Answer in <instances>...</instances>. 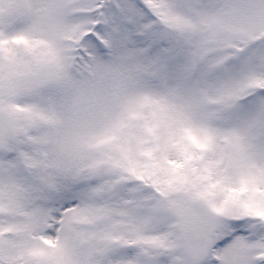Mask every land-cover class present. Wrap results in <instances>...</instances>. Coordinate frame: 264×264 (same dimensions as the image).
<instances>
[{"label":"snow or ice","instance_id":"snow-or-ice-1","mask_svg":"<svg viewBox=\"0 0 264 264\" xmlns=\"http://www.w3.org/2000/svg\"><path fill=\"white\" fill-rule=\"evenodd\" d=\"M0 264H264V0H0Z\"/></svg>","mask_w":264,"mask_h":264}]
</instances>
